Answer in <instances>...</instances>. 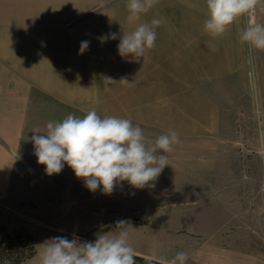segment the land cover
I'll list each match as a JSON object with an SVG mask.
<instances>
[{"label":"crops","instance_id":"1","mask_svg":"<svg viewBox=\"0 0 264 264\" xmlns=\"http://www.w3.org/2000/svg\"><path fill=\"white\" fill-rule=\"evenodd\" d=\"M127 3L0 0V201L49 211V200L67 194L65 184L85 185L67 164L47 175L34 155L31 137L69 114L82 118L94 109L101 117L129 119L149 143L170 131L192 137L217 126L216 103L195 90L214 74L245 66L246 43L239 38L244 17L214 38L204 31L206 0H158L132 24ZM154 18L163 21L155 47L139 60L121 57L120 37ZM111 33L117 39H102ZM82 41L90 43L80 54ZM105 77L115 82L106 84ZM37 129L42 133L33 132ZM179 148L173 145L168 165L151 184L180 181ZM191 175L186 183L196 184Z\"/></svg>","mask_w":264,"mask_h":264},{"label":"rangeland","instance_id":"2","mask_svg":"<svg viewBox=\"0 0 264 264\" xmlns=\"http://www.w3.org/2000/svg\"><path fill=\"white\" fill-rule=\"evenodd\" d=\"M244 20L264 24V11ZM214 75L195 91L216 103L217 126L179 138L174 186L137 189L124 181L108 195L65 184L67 194L49 200V211L32 213L29 203L0 201V224L24 228L35 240V253L21 264H38L46 240L94 242L119 220L140 256L148 257L155 242L165 263L183 251L187 264H264V51L246 44L244 67ZM191 173L196 184L186 183Z\"/></svg>","mask_w":264,"mask_h":264},{"label":"clouds","instance_id":"3","mask_svg":"<svg viewBox=\"0 0 264 264\" xmlns=\"http://www.w3.org/2000/svg\"><path fill=\"white\" fill-rule=\"evenodd\" d=\"M157 3L158 0H128L127 22L139 21L141 15ZM206 7L208 18L204 22V31L216 38L223 36L239 18L254 15L258 8L264 11V0H206ZM162 22L154 18L123 34L118 44L119 55L131 56L134 60L143 58L155 47L156 28ZM239 38L249 45L250 50L264 51V24L249 21ZM102 39H117V34L111 33ZM89 43L81 42L80 54L89 48ZM104 82L111 84L115 81L105 77ZM120 82L129 83L124 78ZM33 132L42 133L39 129ZM31 139L37 162L45 166L47 175L59 174L67 164L89 191L102 188V192L108 195L124 181L137 189L149 186L168 165L166 154L179 143L175 131L162 134L149 143L142 129L129 119L101 117L94 109L82 118L69 114L62 121L48 122L43 135L34 134ZM158 150L163 154H158ZM126 224L123 220L117 221L114 230L98 234L94 242H81L76 237L69 240L62 236L46 240L39 245L38 264H136ZM158 247L157 243L152 244L148 264H156ZM187 260L188 254L181 251L168 264H187Z\"/></svg>","mask_w":264,"mask_h":264},{"label":"trees","instance_id":"4","mask_svg":"<svg viewBox=\"0 0 264 264\" xmlns=\"http://www.w3.org/2000/svg\"><path fill=\"white\" fill-rule=\"evenodd\" d=\"M35 253V240L24 229L9 231L0 224V264H21ZM136 264H148L147 257L135 254ZM156 264H168L156 261Z\"/></svg>","mask_w":264,"mask_h":264}]
</instances>
